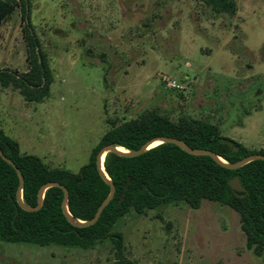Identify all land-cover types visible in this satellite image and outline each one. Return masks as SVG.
I'll use <instances>...</instances> for the list:
<instances>
[{
  "label": "rangeland",
  "instance_id": "obj_1",
  "mask_svg": "<svg viewBox=\"0 0 264 264\" xmlns=\"http://www.w3.org/2000/svg\"><path fill=\"white\" fill-rule=\"evenodd\" d=\"M0 26V69L26 73L20 0ZM235 13L202 0H32L31 25L54 77L29 103L0 86V128L24 154L74 173L112 123L157 111L209 121L224 137L264 150V0H233ZM176 85V86H173ZM136 264H264L246 245L237 212L205 201L116 225ZM114 242L92 249L0 240V264H115Z\"/></svg>",
  "mask_w": 264,
  "mask_h": 264
},
{
  "label": "trees",
  "instance_id": "obj_2",
  "mask_svg": "<svg viewBox=\"0 0 264 264\" xmlns=\"http://www.w3.org/2000/svg\"><path fill=\"white\" fill-rule=\"evenodd\" d=\"M220 12L235 13L233 0H202ZM32 0H20L26 27L28 48L26 73L0 69V86L19 92L29 103H42L50 97L54 77L30 21ZM16 0H0V26L14 12ZM161 137L177 138L193 149L214 152L227 163H236L252 154L243 144L224 137L220 128L205 120L182 117L177 122L157 111H146L137 118L112 123L109 131L92 150L88 163L74 173L61 167H49L39 157L22 153L18 142L0 128V148L21 170L25 179L23 200L38 205L41 187L58 182L69 191V212L81 221L93 219L110 194V186L101 177L97 156L107 145L138 151L146 143ZM107 176L116 188L115 198L103 211L96 225L74 227L62 209L64 193L51 188L45 193L38 212L24 211L17 204L19 177L16 170L0 157V240L13 244L60 246L92 249L107 240L114 242L115 264H136L125 259L123 235L115 232L118 222L131 212L144 214L162 206L185 203L200 209L205 201L228 206L239 214L246 245L258 257L264 254V161H255L229 170L211 157L193 156L173 144H160L143 155L124 158L109 153L104 162ZM238 177L246 193H237L230 182Z\"/></svg>",
  "mask_w": 264,
  "mask_h": 264
},
{
  "label": "water",
  "instance_id": "obj_3",
  "mask_svg": "<svg viewBox=\"0 0 264 264\" xmlns=\"http://www.w3.org/2000/svg\"><path fill=\"white\" fill-rule=\"evenodd\" d=\"M160 142V144H173L176 145L177 147H179L181 150H183L184 152L193 155V156H207V157H211L214 161H216L219 165L225 167L226 169L229 170H238L246 165H248L249 163L255 162V161H264V155L263 154H252L249 155L247 157H245L244 159L230 164L227 163L226 161H224L221 157L217 156L214 152L206 150V149H193L191 147H189L188 145H186L183 141L177 139V138H171V137H161V138H155L151 141H149L148 143H146L141 149H139L138 151H127L124 150L122 148L116 147L115 145H107L105 147H103L98 156H97V167L99 170V173L101 175V177L103 178V180L110 186V194L109 196L103 201V203L100 205V207L98 208L95 216L93 217V219L89 220V221H81L75 217H73L71 215V213L69 212V191L68 189L61 185L58 182H50L47 183L45 185H43L41 187V189L39 190L38 193V205L36 207H30L28 206L24 200H23V190L25 187V179L23 176V173L21 172V170L16 166V164L9 159L4 152L1 150L0 148V157L9 165H11L17 172L18 177H19V188L17 191V204L24 210L27 212H38L42 209L43 205H44V197H45V193L51 189V188H59L63 191L64 193V199H63V203H62V209H63V213L65 215V217L67 218V220L69 221V223H71L74 227L77 228H90L94 225L97 224V222L99 221V219L102 216L103 211L109 206V204L111 203V201L115 198L116 195V188L115 185L113 184V182L111 181V179L107 176L106 172H105V168H104V163H103V158L109 153H113L116 154L120 157H124V158H135V157H139L141 155H143L145 152L149 151L150 149L154 148L152 147L155 143ZM159 144V145H160ZM124 150V151H123ZM104 159V162H105ZM230 186L231 188L237 192V193H246V189L243 187V185L241 184L240 180L238 177H235L231 182H230Z\"/></svg>",
  "mask_w": 264,
  "mask_h": 264
},
{
  "label": "bare ground",
  "instance_id": "obj_4",
  "mask_svg": "<svg viewBox=\"0 0 264 264\" xmlns=\"http://www.w3.org/2000/svg\"><path fill=\"white\" fill-rule=\"evenodd\" d=\"M160 144V142H157V143H155L152 147H156V146H158ZM124 151V150H123ZM104 159H105V157L103 158V163H104Z\"/></svg>",
  "mask_w": 264,
  "mask_h": 264
},
{
  "label": "built area",
  "instance_id": "obj_5",
  "mask_svg": "<svg viewBox=\"0 0 264 264\" xmlns=\"http://www.w3.org/2000/svg\"><path fill=\"white\" fill-rule=\"evenodd\" d=\"M173 86H176V85H173Z\"/></svg>",
  "mask_w": 264,
  "mask_h": 264
}]
</instances>
